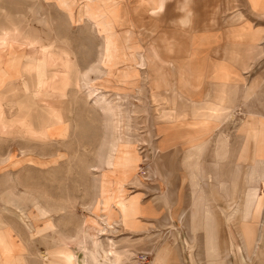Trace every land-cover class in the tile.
Listing matches in <instances>:
<instances>
[{"label": "rangeland", "instance_id": "1", "mask_svg": "<svg viewBox=\"0 0 264 264\" xmlns=\"http://www.w3.org/2000/svg\"><path fill=\"white\" fill-rule=\"evenodd\" d=\"M32 1L38 2L40 5L37 14L39 15V12H41V14L47 15L49 24H57L59 34L64 37L65 41L70 40L67 45L74 50L75 56L84 70L92 66L87 67L88 62L95 61L96 63L98 61L104 38L102 32L91 20L86 17H79L75 13V19L72 18L71 20L69 18L72 23L70 25L66 14L58 9L54 1ZM99 1L102 6L105 5V8L111 10L117 19H122L121 24L118 25V32L129 38L127 50L132 58L130 64H138V59L134 60V58L137 50L143 46L156 52L155 56H152L155 67L164 73V78L157 81L159 82L157 87L173 83V81L179 82L180 79L184 78L179 72L173 71L172 65L173 63L175 66L188 63L194 44L200 46L199 50L202 55L200 61L205 71L212 72L215 66L219 68L217 61L222 58L231 60V56L240 62L228 65L231 70L238 69L239 64L243 65L240 68V70H243L242 68L245 65L251 63L249 70L244 71L247 90L246 88L243 89L246 90L245 92L241 90V94L249 96V101L246 105H239L238 102L236 107L237 113L243 111L246 116L237 115L236 120L229 122L223 130L228 134L230 143H232L237 132L240 141L245 138L249 128L258 126L259 117H256V115L264 116V2L261 8L255 9L249 0H161V6L155 5L149 0ZM56 16L58 20H56ZM230 26L248 29L234 30V37L230 38L228 36V27ZM247 31H249L250 38L255 39L256 47L253 46L254 48L249 52L247 50L249 45L245 50L226 48L229 45L228 42L236 39V34H244L246 36L242 37V40L247 39ZM203 35L212 36L202 42ZM168 46L171 47V51L167 50ZM243 46H246V42L243 43ZM216 56L222 58L217 59ZM254 56L256 57L255 60ZM69 65L70 63H65L61 69L68 72ZM131 73L134 77L141 76L139 85L142 91L129 90L131 92V109L134 110L132 111V119L135 126H133L136 127L141 137L140 141L135 142L141 158L137 171L138 182L125 184V193L121 197H131L136 193L140 194L138 199L143 213H140L141 210L139 209L140 214L137 217L141 222L148 224V227L141 229L124 228L121 218L116 216L114 222L112 221L115 230L112 229L113 231L108 232V235L98 234L97 239L103 243L105 249L110 248L109 238L121 239L124 236H129L132 239H140L133 243L131 246L132 252L128 254L131 255V260L135 261L136 264H152L160 250H162L161 253L166 259L164 264H215L218 258L222 259L223 264H264V212L256 224V237H258V240L255 238V242L250 245L242 223V211L233 216L239 205L230 215L231 222L228 223V218L221 214L219 207L227 208V201L229 200L224 196V193L221 195L216 190L209 188L213 190L214 201L212 205L216 212L215 219L219 222V224H216L218 240L216 235L213 234V237H215L214 247L218 249L219 254H210L211 247L209 246V233L207 231L205 234L203 229L197 232L192 230L190 217L193 197L192 187L188 182L183 185L181 177L184 170L181 158L184 150L179 147V149L169 152L160 151L157 153L155 151V148L157 149L156 141L153 145L149 142V136L154 135L155 138V136L160 137L161 135L158 130L155 133L153 128V121L157 117L156 105L147 90L150 81L155 80V72L148 73L147 69L143 68L142 73L136 69ZM91 77L94 78L95 74H91ZM32 81H41L31 80L27 82L30 85V90L34 91L33 94L40 98L41 88L33 86L30 83ZM66 81L71 83L65 84ZM64 82L65 88L63 91L74 84L71 80H64ZM226 85L227 83L224 80H219L216 73L209 75L199 95L200 97H207L211 94L223 98L224 95L229 93V90L225 89ZM216 86L219 87L216 88ZM109 90L107 95L109 97L115 96V91L113 89ZM85 93L83 90L78 92V89L76 91L75 88L70 87L66 93L58 90H48L45 93L47 95L42 97L43 99L47 98L48 103H51V98L58 100L53 105L58 103L57 106H65L63 108L64 112L68 113L70 111L68 113L69 121L73 128L66 139L55 140L52 138L43 141L45 133H43V130L39 131L40 120H37V117H40L41 112H37L38 110L27 113V117L31 116L33 120L34 125L31 129L19 130L18 121L15 125L16 128L11 127L8 122L0 128L1 143L5 142L3 139L9 138L10 143L15 144V154L19 153L18 156H21L27 152V160L22 158L23 161L20 165L12 166L14 171L6 170L0 173V218L5 217L6 221L3 219L5 223L10 224L12 228L20 232V234L14 233L13 238H11L15 245L20 248H17L20 252L16 258L21 256L20 253L23 254L24 258L21 263L16 259L20 264H43V259L37 248L39 243L35 242L40 238L42 229L40 226L31 225H27L26 228L14 213V208L12 210L5 209L2 198L6 191L13 188L14 192L24 196L23 203L32 210L37 206L35 212L32 213L33 216H41L39 213L40 202L56 210L57 212L54 211L52 217L57 230L61 233L60 236L63 240L61 243L71 242L70 245L75 249L78 260L80 261L86 255L87 264H94L88 252L95 250L88 233V227L92 224L104 227L107 224V220L103 219L106 217V210L103 208L104 203L102 202L106 190L102 196L100 192L101 180L105 183L106 189V186L112 188L109 189L110 194L113 195L111 200L120 197L119 184L114 188L119 178L115 175L120 174L113 167L115 152H112L110 158L107 157L108 149L114 144L110 142V120L99 107L92 105ZM251 94L256 99H253L254 97L252 98ZM192 96L196 98V96ZM244 97L241 99H244ZM64 101L73 102L74 108L72 109V106L67 107L66 103L63 104ZM22 103L27 102L23 101ZM21 104L16 109L25 108ZM37 104L39 105V100ZM248 107L255 113L248 111ZM7 113H4V115L10 117L11 120L18 114L22 116L21 119L24 118V114L21 112ZM0 115L3 116V113ZM247 119L250 122H246ZM7 128H9V131L4 132ZM162 134L163 142V140L171 138V129H168L166 133L162 132ZM24 135H27V138ZM215 142L216 139L214 138L208 151L203 155V162L209 176L216 171V169L210 168V162L216 154ZM59 151L63 152L64 156L59 158V162L56 164L42 166L28 160L29 158L50 159ZM99 162L102 167H98ZM136 162L135 168L130 171H135ZM156 169H159V171L157 172ZM108 171L114 175L112 178L108 177ZM244 173L241 174L240 189L243 188L242 184L244 185ZM169 179H171L172 185L168 188L167 180L169 181ZM167 189L170 191L171 196L168 208L158 198ZM111 191L117 192L112 194ZM182 211L186 212L183 221L179 219ZM197 213L198 210L194 209L193 216L195 218ZM51 227L46 226L44 228ZM63 250L64 252H70L66 247Z\"/></svg>", "mask_w": 264, "mask_h": 264}, {"label": "crops", "instance_id": "2", "mask_svg": "<svg viewBox=\"0 0 264 264\" xmlns=\"http://www.w3.org/2000/svg\"><path fill=\"white\" fill-rule=\"evenodd\" d=\"M50 1L55 2L58 9H60L62 12L66 14L68 22L70 23V25H72L70 19L71 20L72 18L75 19L76 14H78V16L80 17L79 8L83 5L84 2H87L88 0H70L71 2L74 3V5L68 6L67 8H65L62 5V2L68 0H50ZM97 1L100 4V1L99 0ZM103 7L105 8L106 6L104 5ZM39 8H40L39 3L32 0H0V114L3 113V116L0 115V128H2L3 124L7 122L11 125V127L16 128L15 125L18 121L19 130L31 129L32 125L34 124L32 117L31 116H29V118L27 117V113H32L37 110H38L37 112H42L41 108H43L46 110H50L51 112L56 114L55 121L53 120L51 123H48L47 120H42V118L40 119L39 126L43 130V133H45V137L43 138V141L51 140L52 138L55 140H61V139H66L70 135L71 130L73 128L70 124L71 122L65 119L64 116L65 110H63L65 106H60V105L57 106L58 103L53 105V103L58 102V100H53L51 98L50 99L51 103H48L47 98L43 99L42 97L44 95H47L45 93H47L48 90L51 91L58 90L62 93L64 92L66 93L68 89L71 87V88H75V90L77 91L78 85H74V84L68 86L66 88V91H63L65 88L63 84L64 80H71L72 82L78 81L79 74L76 75L74 73L64 72L65 69L62 70L61 68L65 63L66 64L70 63L71 65L72 64L80 65V63L78 62L75 56L76 54L74 53V50L67 45V42H69L70 40L65 41L64 37L59 34V28L57 24L55 25L49 24V17H47V15L41 14V12H39V15L37 14ZM69 10H72L73 16H71ZM56 20H58L57 16H56ZM230 27H228V29ZM244 42H246V46H243ZM228 44L229 45H227L226 47L227 49L235 48V49L245 50L247 45H249L250 47L256 46L255 39L252 37L250 38L249 36V31H247V39L241 40V42L238 44H235L234 42H228ZM64 49H66L69 52L71 51L72 53L71 56L67 53L64 54L65 53L63 52ZM39 52L40 54H38ZM216 58L219 59L222 57L216 56ZM253 58L255 59L256 57L254 56ZM94 63L95 61L88 62L87 67L93 65ZM217 63H218L217 65L220 66L221 65L228 66L231 64H238L240 62L235 57L231 56V60H224V58H222L221 60H218ZM48 64L52 66L50 70L51 72L46 70L47 69L46 66H48ZM38 65L45 66L43 71L36 72L38 70ZM174 67L175 69H177V66H175V64ZM240 68L241 67L238 65V69H234V70H240ZM217 69L218 66H215L212 72H209L208 70L207 71L203 70L205 80L201 86L200 93L204 88L206 79L209 77V75L215 74L214 72H216ZM180 75L184 76L183 80L185 81L191 79L189 74L184 73ZM31 80H38L43 82L46 81L45 85H41L40 94H39L40 96L38 95L40 98L35 97V95L33 94L34 91H31L30 85L27 84V82ZM181 82L182 79H180L179 82L176 81L177 88L178 91L180 90L182 92L181 96L183 97L184 101H186L187 103L183 105V111L185 113L181 112L180 114L188 115V119L191 120L192 115L194 114L193 110L196 108V106L192 102H190V100H188L187 98H191L193 97L192 95L194 96L196 95L193 94L192 89L186 85L185 87L181 88ZM231 84L233 86L234 84L233 79L231 81ZM235 90L237 91V96H240L238 86ZM169 93L170 90L159 89L158 97L160 98L167 97ZM38 100H39V105L37 104ZM23 101L29 102V104L22 103ZM20 104L22 106H25V108L16 109V107H19ZM63 104H65L67 107L72 106L71 107L72 109L74 108L73 107L74 104L71 101H67V102L64 101ZM248 109L252 110L250 107H248ZM7 112H14V113L21 112L22 114H24L23 117L25 119L24 118L21 119L22 116H19L18 114V116H16L14 119L11 120L10 117L4 115V113L8 114ZM156 112H157V117H156L157 121H160V123L167 121L165 118H167L170 122H174V121L176 122L179 120L178 118H176L178 114V110H173V108L170 106L167 109H164L159 106V110H156ZM201 114L205 115V111L198 113V115ZM248 121L249 119L246 120V122ZM214 127H215L214 122H202V123L193 122L178 127L171 126L170 127L172 132L171 138L165 139L162 142L163 131L160 132L158 131L161 134L160 137L155 136V138L152 141L149 140V142H151L150 144L152 145L154 143V140L156 141L157 149L155 148V151L157 153L160 151L169 152L174 149L175 150L179 149V147H182V149L184 150L183 156L181 157L183 164L182 168H184L181 177H182L183 185L186 182H188L192 187L193 197H192V205H191L192 210L190 215L192 221L191 227L194 232L203 229L206 234L207 231L209 233L208 240H211L213 242L215 240L213 234L216 235V239L218 240L216 233L217 232L216 224H219V222H217L215 219L216 212L212 205L214 201V195L212 194L213 190H216V192H219L221 195H223L224 193V196L229 198V200L227 201L228 202L227 208L222 206L219 207L221 214L226 218H228V223L231 222L232 220L230 217L231 213L240 204H242V209L245 207V203H247L248 206H251L252 209L251 213L253 214L254 195L256 193L264 192L260 189L261 188L260 185H257L256 183L250 184L247 181V178L249 177V171L251 168V162H253V157L251 154H248L247 157L243 159L244 160L243 163H240L239 161L236 162L233 168H232L233 164L228 162L230 159H233L232 153L234 154V152L232 151H234L235 148L233 147V145L235 146V144L241 143L245 138L239 141L238 140L239 134L237 132L235 140L232 143H230V138L228 134L225 133L223 129L215 134L214 131L216 128ZM9 128H7L6 131L4 132L9 131ZM157 129L154 128L155 133H157ZM164 133L166 132L164 131ZM24 137L27 138V135H24ZM214 138L216 139L215 142L216 154L214 155V159L210 162V168L212 167V169H216V171L209 176V174L207 173V168L205 167L203 162L204 161L203 155L208 151V148L210 147L212 140ZM3 140L5 142L1 143L0 141V173L1 171L4 172L6 170L14 171L12 166L15 167L20 165L23 161L22 158L27 160V152L26 154L18 156L19 153L15 154L14 152L15 144L13 143L11 144L9 138ZM183 141L184 142L188 141V142L183 144L182 143ZM223 152L225 154L228 153L227 161H225L226 160L225 156L227 154L225 155L223 154ZM186 153H190L189 156L191 157L192 161H198V168H199L198 171L195 170L194 168H189L188 162L190 161L188 160V156L186 157ZM63 156L64 153L59 151L50 159L43 160V159L29 158L28 160H31L34 163L45 166L49 164L58 163L59 158ZM229 156L230 157L232 156V158H230ZM140 158H141V154L138 151V160L136 162L135 171L122 172V170H120L119 171L120 174L115 175V176H119V178L117 177L118 178V181L116 182L117 184L114 187L116 188L118 184L120 186V191L118 192L121 194L119 198H121V195L125 193V188H124L125 184L127 183L135 184L138 182L139 177L137 175V171L139 169L138 164ZM244 162H247L249 164ZM231 168H232V173H231ZM156 171L158 172L159 169H156ZM243 172H245L244 185L242 184L243 188L240 189L239 186L241 185L242 182L241 174ZM108 173H109L107 174L108 177L112 178V176H114L112 172L108 171ZM194 179H196L197 181L195 182ZM171 185H172L171 179H169V181L167 180L168 188L171 187ZM106 187L107 189L105 196H107L108 199L104 198L103 208L106 207L105 203L107 201L109 203H112L117 200V199L111 200L113 198V195L110 194L109 189L112 188H109V186ZM116 192L111 191L112 194ZM133 196L137 198L136 208L138 210L139 209L141 210L140 213H143L142 206L139 203V199H138L140 194L136 193ZM224 196L222 197L224 198ZM170 197H171L170 191L167 189V191L159 195L158 198L160 201L164 203L165 207L168 208L169 207L168 204L170 205V201H171ZM2 199L4 201L5 209L12 210V208H14V213L19 217V220L22 221V223L25 225L26 228L27 225H31V226H40V228L42 229L40 233V238L38 240H35V242L39 243V246L37 248L43 259V264H59V263L66 264L65 261L62 260L61 256L58 257L56 256V258L52 262H48V256L46 254L48 252L47 250L52 248L51 245H48L46 240L44 239L46 234H49L51 236H56L58 239L57 241L60 242L63 241L60 236L61 233L59 230H57V226L55 225L52 217L53 212L56 210H53L47 204L45 205L42 202H40L39 213L41 214V216L39 217L33 216L32 213L35 212L36 210L35 208L37 206H35L34 210L27 207L26 204L23 203V200L25 199L24 196H21L16 192H14L13 188L6 191ZM261 199H263V206H264V196H262ZM194 209L198 210L196 218L193 216ZM263 212H264V207L262 209V214ZM137 216L135 219V226H136L135 229L148 227V224L141 222V220ZM185 216H186V212L182 211L179 215V219L183 221L185 219ZM208 218L210 219L209 221L210 224L208 223L207 220ZM3 219L6 221L5 217L0 218V264H20L21 260L24 258L23 254L20 253L21 256H18V258H16L20 250H17L18 247L11 240V238H13L14 233L20 234V232L17 229L12 228L10 224L7 225ZM103 219L106 221L107 217H104ZM7 222L9 223V221ZM207 225L209 226L207 227ZM46 226H52V227L44 228ZM124 228H129V227L124 226ZM252 234L255 236L256 240H258V237H256V232H253ZM113 239L117 241L116 244L117 246L115 249H112L113 252L111 253V257L114 259L116 256H120V254L122 253L126 255L132 252L131 246L133 245L134 242L140 240V239H132L129 236H124L121 239H115V238ZM205 241H206V235H205ZM70 243L71 242L59 243V245H57L56 248L59 247L61 251H64L62 249L63 247H66L68 251H70L72 255L75 257V259L76 258L78 259L76 251L70 245ZM210 247H211L210 254L212 255L219 254L218 249L214 247V243ZM22 249H23V245H22ZM161 252L162 250H160L157 253V256L152 264H164V262H166V259L163 257ZM225 254L227 255V253ZM16 259H18L20 263H18ZM215 264H223L222 259L218 258Z\"/></svg>", "mask_w": 264, "mask_h": 264}, {"label": "bare ground", "instance_id": "3", "mask_svg": "<svg viewBox=\"0 0 264 264\" xmlns=\"http://www.w3.org/2000/svg\"><path fill=\"white\" fill-rule=\"evenodd\" d=\"M149 1L158 6H161L162 4L161 0H149ZM249 1L251 2V4L255 9L261 8L264 2V0H249ZM62 5L65 8H67L68 6H73L74 3L68 0L62 2ZM69 11L71 16H73L72 10ZM79 15L81 17L86 16L89 20H91V22L102 32L104 42L99 59L96 63H94L87 70L86 69L84 70L81 67V65L70 64L68 72L74 73L76 75L79 74V80L73 82L75 85H78V92H80L81 90L86 92L85 93L86 97L88 100L92 102V105L94 107H99L105 114H107L109 118L108 120H110L109 123L111 127L110 142L114 144H112L108 149L107 157L110 158L112 156V152H115L116 156L113 162V167L115 171L119 172L120 170H122V172H129L130 170L135 168V162L138 160V149L137 146L135 145V142L140 141L141 137L136 127H134L135 125L132 119L133 118L132 111L134 110L131 109L132 107V102L130 101L131 92L129 91V90H136V92L142 91L139 85L141 76L134 77L131 73L135 69L140 71L141 73L143 72V68H146L148 73L151 71L155 72L156 75L155 80L150 81L151 83H149L147 89L150 92V95L152 96V100L156 105L155 111L159 110V106L164 109H167L170 106L173 108V110H178V114L176 118H178L179 120L176 122L175 121L170 122L167 118H165L167 121L160 123V121H157V118H155V120L153 121V128L155 129L159 128L157 129L159 132L160 131L167 132V130L170 129L171 126L178 127L193 122H201V123L214 122L215 124L214 128H216L214 133L216 134L218 133V131H221L223 128H225L227 123L236 120L237 115L245 116V113L243 111H238L237 113L236 107L238 102L240 103L239 105H246L249 101V96L247 94H241V90L243 92L247 90L244 71L249 70L251 63L245 65L242 68L243 70H234V71H232L227 65H221V66L219 65V68L214 73L217 74L219 80L222 79L227 83L225 89L229 90V93L227 95H224L223 98L220 97L218 98L217 96L211 94L210 96L207 97H200L199 95L201 86L205 80L202 63L200 61L202 55L199 50L200 47L199 45L196 44L193 45L189 55L190 58L188 63L177 65V69H175L173 63L172 65L173 71L179 72L180 74L183 73L189 74L191 78L190 80H186V81L182 79L181 88L185 87L186 85L190 87L193 91V94L196 95V98L193 97L187 98L188 100H190V102H192L196 106V108L193 110L194 114L192 115V119L189 120L188 115L180 114L181 112L185 113L183 111V105L186 104L187 102L184 101L183 97L181 96L182 92L180 90L178 91L176 82L173 81V83L171 82L170 84L169 83L163 84L157 87L159 83L157 81L164 78V73L160 72V70L158 68L156 69L155 67V62L154 59H152V56L154 57L156 52L153 49L151 48L148 49L143 46L142 48L137 50L134 58V60L138 59V64L134 65L129 63L130 61H132V58L129 56L127 50V48L129 47V38L118 32V25L121 24L122 19H117L115 15L112 14L111 10L109 11L108 9H105L102 5L98 3L97 0H88L87 2H84L83 5L79 8ZM242 29L245 30L248 28L243 27ZM242 29H237L234 26L230 27L228 29L229 31L228 36L230 38H233L234 37L233 33L235 32L234 30L240 31ZM211 36L212 35H203L201 38V40H203L202 42L210 39ZM244 36L246 35L236 34L235 35L236 39H233L230 42L233 41L235 44H238L241 42L242 37ZM252 48L254 47L249 46L247 48L248 52L251 51ZM167 50L171 51V47L168 46ZM63 52L69 54L70 56L72 54L71 51L69 52L67 50H64ZM239 66L241 67L243 65L239 64ZM44 67L45 66L43 65L42 66L38 65V70L36 72L43 71ZM46 68L47 71H50L52 66L48 64ZM91 74H95V77L92 78ZM232 79L234 80L233 86L231 84ZM30 83L33 84V86H36L37 88H41V85H45L46 81L45 82L32 81ZM64 83L68 84L71 82L66 81ZM237 86L239 87L240 96H237V91L235 90ZM218 87L219 86H216V88ZM245 88L246 90H243ZM109 89H113L115 91V96L109 97L107 95V93L110 91ZM159 89L170 90V93L167 97L160 98L158 97ZM248 92L250 93V91ZM254 94L257 93L254 92ZM243 96H245L246 98L244 97V99H241L243 98ZM253 97L254 96L252 95V98ZM253 99L256 98L254 97ZM27 103L29 104V102ZM41 109L42 112L41 114H39L40 117H37V120H40L39 118H42V120H47L48 123H51L53 120L55 121L56 114H54L50 110H46L43 108ZM204 111H205V115L204 114L198 115V113ZM248 111H250L251 113H255L252 110H248ZM68 113L64 112V116L67 121H69L70 118ZM256 117H259L258 126L254 128L252 127L249 128L245 139L241 143L235 144V146L233 145V147H235L234 151H232L234 152V154L232 153L233 159H230L232 158V156L231 157L229 156L230 160L228 159L229 160L228 162L233 164L232 165L233 168L236 162L239 161L240 163H243L244 161L243 159L246 158L248 154H251L253 157V162H251V168L249 171V177L247 178V181L250 184L256 183L257 185H260L261 187L260 189L264 191V158H263L264 116L256 115ZM248 122H250V120ZM39 131H42V129L40 128ZM153 136L151 137L149 136L151 141L154 139ZM186 142L188 141H185L183 144H185ZM189 154L190 153H186V157L188 156V160L190 161L188 162L189 168H194L195 170L198 171L199 169L198 161H192ZM223 154L225 153L223 152ZM226 154H225L226 155L225 161H227V157H228V153ZM99 164L101 163L100 162L98 163V167L99 166L102 167L101 166L102 164L101 165ZM232 168H231V173H232ZM194 181L196 182L197 180L194 179ZM100 188H101L100 189L101 195L103 196L106 190L105 183L103 182V180H101ZM262 196H264V192L256 193L254 195L253 214L251 213L252 210L251 206H248L247 203H245V207L243 209H242V205H239V207L236 209V212L233 214L234 216L240 211H242V221L244 227L246 228L245 232L247 235V240L250 245L255 242V236L252 233L256 232L257 221L262 216V209L264 207L263 199H261ZM104 198L107 199L108 197L104 195ZM108 203H109L108 201L105 203L106 205L105 215L107 217L108 223L104 227L98 224H94V225L92 224L89 225L88 227V233L95 248V250H92L91 252L89 251L88 253H90L89 255L91 259L94 261V264H136L135 261L131 260L130 257L131 255L128 254L125 255L122 253L120 254V256H116L115 259L112 258L111 257V253L113 252L112 249L116 248L117 241L109 238V242H110L109 245L111 248L104 249L103 243H101L97 239V235L98 234L108 235V232L113 231L112 229L115 230V226L112 225V221L116 218V216L121 218V223H123L124 226H127L131 229H135L136 227L135 219L137 214L139 213V210L136 208L137 198L135 196H131V197L122 196L121 198L117 199L115 202L109 204ZM207 220L208 223L210 224L209 222L210 219L208 218ZM44 239L46 240L47 244L51 245L52 247L51 249L47 250L48 252L46 253L48 256V262H52L56 258V256L57 257L61 256L63 261H67L66 264H87L88 261L86 255L80 261L76 258L78 260L77 261L71 252H64L61 251L59 247L56 248V246L59 245V243H61L60 241H57L58 239L56 236H51L49 234H46ZM213 243H214L213 241L209 240V246H211ZM64 248L65 247H63V249ZM255 252L256 250L254 251V253Z\"/></svg>", "mask_w": 264, "mask_h": 264}]
</instances>
